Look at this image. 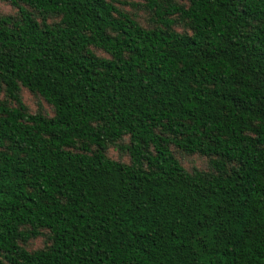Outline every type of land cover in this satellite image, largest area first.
Masks as SVG:
<instances>
[{
	"label": "trees",
	"instance_id": "obj_1",
	"mask_svg": "<svg viewBox=\"0 0 264 264\" xmlns=\"http://www.w3.org/2000/svg\"><path fill=\"white\" fill-rule=\"evenodd\" d=\"M0 1V264H264V0Z\"/></svg>",
	"mask_w": 264,
	"mask_h": 264
},
{
	"label": "rangeland",
	"instance_id": "obj_2",
	"mask_svg": "<svg viewBox=\"0 0 264 264\" xmlns=\"http://www.w3.org/2000/svg\"><path fill=\"white\" fill-rule=\"evenodd\" d=\"M121 2H124L126 5L121 7L123 11L133 15L135 17V20L142 26L146 25V19L147 15L146 13L141 10L139 7H134L131 4H139L142 1L141 0H120ZM17 14V10L10 6L8 3L0 1V15L2 16H15ZM177 30H181L180 27L177 28ZM97 54H101L100 52H96ZM20 98L23 102V104L26 106L27 110L29 112H34L38 107H40L41 111L50 114V108L40 99L37 98L30 93H28L26 90L22 89L20 92ZM108 156L111 158H120L121 160H125V156L122 154H119V152L116 149H109L108 150ZM177 159L180 162V164L186 169L190 170L191 168H196L198 170H206L207 169V161L205 158L197 157V156H183V155H177ZM44 244V240L42 238L34 240L30 246L31 248H38L41 247Z\"/></svg>",
	"mask_w": 264,
	"mask_h": 264
}]
</instances>
